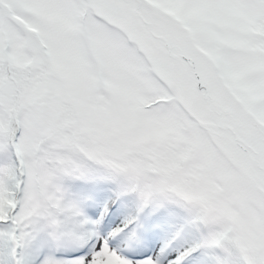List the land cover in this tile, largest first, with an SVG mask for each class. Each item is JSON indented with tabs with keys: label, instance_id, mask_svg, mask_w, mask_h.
<instances>
[{
	"label": "snow or ice",
	"instance_id": "1",
	"mask_svg": "<svg viewBox=\"0 0 264 264\" xmlns=\"http://www.w3.org/2000/svg\"><path fill=\"white\" fill-rule=\"evenodd\" d=\"M0 264H264V0H0Z\"/></svg>",
	"mask_w": 264,
	"mask_h": 264
}]
</instances>
